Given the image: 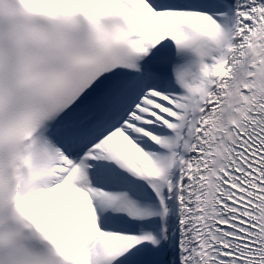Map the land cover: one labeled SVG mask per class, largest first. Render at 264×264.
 <instances>
[{
  "label": "snow or ice",
  "instance_id": "obj_1",
  "mask_svg": "<svg viewBox=\"0 0 264 264\" xmlns=\"http://www.w3.org/2000/svg\"><path fill=\"white\" fill-rule=\"evenodd\" d=\"M0 264H264V0H0Z\"/></svg>",
  "mask_w": 264,
  "mask_h": 264
}]
</instances>
